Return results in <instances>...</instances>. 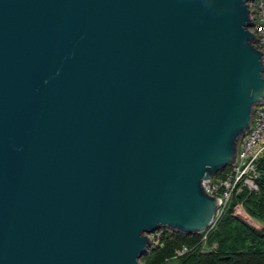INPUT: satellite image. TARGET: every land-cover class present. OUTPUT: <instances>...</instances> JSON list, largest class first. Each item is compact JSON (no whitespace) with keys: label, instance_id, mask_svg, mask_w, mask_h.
Listing matches in <instances>:
<instances>
[{"label":"water","instance_id":"95a60500","mask_svg":"<svg viewBox=\"0 0 264 264\" xmlns=\"http://www.w3.org/2000/svg\"><path fill=\"white\" fill-rule=\"evenodd\" d=\"M254 0H0V264H140L202 233V182L264 101Z\"/></svg>","mask_w":264,"mask_h":264},{"label":"trees","instance_id":"16d2710c","mask_svg":"<svg viewBox=\"0 0 264 264\" xmlns=\"http://www.w3.org/2000/svg\"><path fill=\"white\" fill-rule=\"evenodd\" d=\"M229 168V167H228ZM227 167L217 175L228 169ZM260 178L257 182L258 193L242 194L245 208L255 221L264 220V157L258 161ZM232 208L224 218L209 232L206 241L216 242L214 251L205 254L198 252L203 243L204 234L185 235L173 231L170 235L163 232L159 238V247L151 248L148 254L140 258V264H167L177 258L175 251L186 247L188 253L178 257L181 264H264V231H253L231 216ZM207 244V242H206ZM212 245V244H211ZM212 247V246H211Z\"/></svg>","mask_w":264,"mask_h":264},{"label":"built area","instance_id":"2783aa9c","mask_svg":"<svg viewBox=\"0 0 264 264\" xmlns=\"http://www.w3.org/2000/svg\"><path fill=\"white\" fill-rule=\"evenodd\" d=\"M250 30L254 34V46L262 52L264 65V0H254L250 3ZM264 76V71H263ZM264 157V101L254 107L249 130L240 138L235 161L222 176H212L202 182L206 194L216 198L218 206L209 229L223 218L233 203L242 196L244 190L258 193L257 182L260 174L257 170L258 161ZM223 171V170H222ZM242 203L238 205L231 215L238 214ZM233 209V208H232ZM160 234L157 235L159 237ZM203 237V243L206 240ZM188 253L186 247L175 251L176 257Z\"/></svg>","mask_w":264,"mask_h":264},{"label":"rangeland","instance_id":"374dc122","mask_svg":"<svg viewBox=\"0 0 264 264\" xmlns=\"http://www.w3.org/2000/svg\"><path fill=\"white\" fill-rule=\"evenodd\" d=\"M229 167V166H228ZM227 167V168H228ZM248 194V191L247 190H244V192L242 193V194ZM244 201H245V198L243 199H237L234 203H233V206H232V208H233V210H232V212L234 211V213H235V208L238 206V205H240L241 203H242V206H241V208L243 209V211L242 210H240V214H241V216L242 215H245L246 216V219L245 220H243V219H241V217H240V214L238 213H236V214H234V215H231L233 218H235L238 222H240L241 224H243L244 226H246L247 228H249V229H251V230H253V231H256V232H258V233H260V234H262L263 233V231H264V220H262V221H255L254 219H252L251 217H250V215L248 214V212H247V209L245 208V204H244ZM232 212H231V214H232ZM223 218H224V216H223ZM222 218V219H223ZM221 221V220H220ZM219 221V222H220ZM218 222V223H219ZM217 223V224H218ZM216 224V225H217ZM216 225H215V227H216ZM214 227V228H215ZM210 228V227H209ZM209 228H207L205 231H203L202 233H200V234H204L203 236H205L206 235V239H207V236H208V234H209V232H211L214 228H211V229H209ZM166 232L167 231V234H171L173 231L172 230H170V229H167V228H160L159 230H157L155 233H153V234H149V237H150V239H151V241H150V245L148 246V248H147V250H146V252L143 254V256L144 255H146V254H148L149 253V251L151 250V248H154V247H159L160 246V243H159V238H160V236L162 235V233L163 232ZM176 232V231H175ZM158 234H160V236L159 237H157V235ZM195 234H199V233H195ZM185 235H192V234H185ZM206 242H207V244H206ZM212 244V245H211ZM215 245H216V242H211V243H209V241L207 240H205L204 241V243H202L201 244V246L199 247V250H198V252H200V253H203V254H205L206 252H211V251H214V249L216 248L215 247ZM212 246V247H211ZM161 247V246H160ZM178 258V257H177ZM177 258H175V259H172L171 261H169V263H167V264H181L182 263V261L181 260H179V259H177Z\"/></svg>","mask_w":264,"mask_h":264},{"label":"bare ground","instance_id":"6f19581e","mask_svg":"<svg viewBox=\"0 0 264 264\" xmlns=\"http://www.w3.org/2000/svg\"><path fill=\"white\" fill-rule=\"evenodd\" d=\"M240 210H241V209H239V211H238L239 214H240ZM240 217H241V219H243V220L246 219V216H245V215H242V216H241V214H240Z\"/></svg>","mask_w":264,"mask_h":264}]
</instances>
